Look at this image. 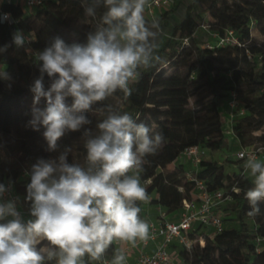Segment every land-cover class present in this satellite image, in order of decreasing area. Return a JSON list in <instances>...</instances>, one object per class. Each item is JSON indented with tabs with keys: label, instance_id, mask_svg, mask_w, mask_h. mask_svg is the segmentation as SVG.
Masks as SVG:
<instances>
[{
	"label": "trees",
	"instance_id": "16d2710c",
	"mask_svg": "<svg viewBox=\"0 0 264 264\" xmlns=\"http://www.w3.org/2000/svg\"><path fill=\"white\" fill-rule=\"evenodd\" d=\"M92 3L93 0L49 1L33 13L25 12L21 6L3 5L15 22L0 23V47L11 42L16 30L32 33L33 39L24 47L13 45L7 53L0 54V68L12 77L11 88L8 82L0 80V183L6 184L11 179L22 199L28 180L22 177L25 171L38 157L54 158L66 146L72 148L69 162L83 165L84 128H94L103 118L97 109L111 105L163 134V146L154 155L145 157L140 178L148 196L155 194L150 205L159 207L173 220L183 200L193 197L195 186L194 182L185 180L182 164L172 172L166 169L175 164L187 148L197 146L203 155L205 150L211 154L227 148L220 106L227 102L231 91L237 94L245 110L230 127L239 143L238 149L264 146V65L256 60L258 55L264 57V0H171L170 5L157 10L153 18L145 10L149 22L159 21L157 55L160 61L154 67L140 70L141 76L131 85L130 96L118 91L103 104L94 105L88 114L92 125L66 134L58 141V150L49 153L45 151L43 129L35 132L26 127L33 99L29 87L39 75L35 52L42 50L52 36L58 35L69 44L85 42L86 33L95 27L105 11L101 0L96 17H89L85 8ZM204 13L211 19V30L222 36L231 29L239 45L205 48L197 35ZM74 20L90 24L75 29ZM251 25L258 30L262 43L251 36ZM45 84L47 86V78ZM207 154L206 158L201 156L194 177L209 191L231 193L232 201L221 209L224 229L206 238L203 246L197 243L190 253L175 243L170 248L177 251L185 264H264V202L259 205L258 215L247 214L251 208L245 193L254 184L252 176L244 172L245 161L235 157L238 172L229 174L224 165L207 158ZM22 206L28 210L26 203ZM138 206L139 215L145 220V202H138ZM257 241L261 242V248ZM117 249H121L119 242H114L102 258L112 261ZM85 260L87 264H101V261H88L87 257Z\"/></svg>",
	"mask_w": 264,
	"mask_h": 264
},
{
	"label": "clouds",
	"instance_id": "9594fccd",
	"mask_svg": "<svg viewBox=\"0 0 264 264\" xmlns=\"http://www.w3.org/2000/svg\"><path fill=\"white\" fill-rule=\"evenodd\" d=\"M102 3L105 11L86 33L85 42L69 44L57 35L35 52L39 75L29 87L33 99L26 127L43 129L46 152H56L66 134L91 126L88 114L94 105L118 91L130 96L140 70L161 59L159 21L145 18L148 0ZM100 4L101 0H93L86 15L95 18ZM3 22L15 21L10 13H2ZM25 43L23 31L16 30L0 54ZM0 80L11 88L9 72L0 70ZM97 111L103 118L83 131V165L69 162L72 148L66 146L54 158L38 157L25 171L28 180L22 199L17 195L6 200L14 182L0 183V264H87L85 257L101 261L114 242L135 246L137 240L148 239L149 224L141 219L138 202H147L149 196L140 174L145 157L163 146L164 136L111 105ZM244 167L254 178V186L245 193L251 208L247 214L254 217L264 202V161L250 156ZM18 203L28 205L27 218ZM125 260L117 249L110 264Z\"/></svg>",
	"mask_w": 264,
	"mask_h": 264
},
{
	"label": "built area",
	"instance_id": "2783aa9c",
	"mask_svg": "<svg viewBox=\"0 0 264 264\" xmlns=\"http://www.w3.org/2000/svg\"><path fill=\"white\" fill-rule=\"evenodd\" d=\"M49 1L55 0H0V14L10 13L14 20L12 13L5 11L3 5L21 6L25 12L33 13ZM170 2L171 0H148V6H146L147 14L153 18L157 10L168 7ZM23 33L26 37V42L33 39L32 33ZM227 45H239L238 38L231 29L226 30L222 36L217 35L216 46L223 47ZM207 48L211 49L213 47L207 46ZM248 58L251 59V56L248 55ZM256 60L259 64L264 65V57L262 55L256 56ZM0 70L3 69L0 68ZM226 107L228 121L231 124L236 118L245 114V110L241 107L234 91L229 93ZM182 154L186 159L197 165L203 155V151L199 147L193 146L185 149ZM235 156L245 162L250 156L259 159L264 157V146L239 148ZM9 180L6 184H8ZM189 181L194 182L195 192L191 199L183 200L181 208L176 215L177 220H169L162 211L156 220H147L149 224L147 240H137L135 246L132 244L122 245V242H119L120 248L125 255L129 251L137 249L138 254L134 264H185L180 259L177 251L170 248L171 244L175 243L190 253L197 243L203 246L206 238H212L224 229L221 209L232 201L231 193L225 190L209 191L206 185L195 177H191ZM232 190L237 192L234 188ZM17 195L13 185L10 192L5 194V199L7 200ZM17 206L27 218V211L22 204L18 203ZM150 246L153 248L151 252L147 250ZM110 262L106 258L101 260V264H110Z\"/></svg>",
	"mask_w": 264,
	"mask_h": 264
},
{
	"label": "rangeland",
	"instance_id": "374dc122",
	"mask_svg": "<svg viewBox=\"0 0 264 264\" xmlns=\"http://www.w3.org/2000/svg\"><path fill=\"white\" fill-rule=\"evenodd\" d=\"M228 1L231 2L232 0H228ZM239 1H241V0H239ZM210 20L211 19H210L209 15L207 13H204L202 15L201 21L200 22L198 21L199 22V30L197 32V35L201 39L205 48H207V46L213 47L217 44L218 33L216 31H213L210 29V26H209ZM89 24H90L89 21L85 22V23L75 21V20L73 21V25H74L75 29L81 28V27H86ZM250 32H251V36H253V38H255L256 42L262 43V37L259 35V32L255 28L254 25H251ZM184 43H186V42L184 41ZM168 71H170L169 68H168ZM220 112H221V116H222L221 120H222V124H223V131L225 134V142L227 144V148L224 149L223 151L213 152L211 154H207L208 151L205 150V155L207 154V158L215 160L218 164L224 165L226 173L233 174V173L238 172V166L234 160L236 157L235 153L238 151L239 143L236 140L232 131L230 130L231 129L230 128L231 123L229 121H227V119L225 117L226 100L221 104ZM205 155H203L202 158H206ZM186 160H187V163H186ZM259 160L264 161V157H260ZM179 163L182 164L184 178L186 181H189L191 177L195 176L196 171H197V165L192 163V161H190L189 159L184 158V156L182 154L178 157V161L175 164L167 167L166 171L172 172L174 169L177 168L176 166L180 165ZM244 172L251 176V174L248 170L245 169ZM22 177L26 178L27 176L24 173ZM253 180H254V178H253ZM142 186L144 187L145 185H142ZM154 197H155V194L151 193V195L149 196V200H151V198H154ZM159 210H161V209L159 208ZM128 244H131V243H128ZM257 245L259 248H261V242L257 241ZM132 254L135 255V252H133ZM131 255H126V256H127L128 260L131 261V264H134L136 257L135 256L133 257Z\"/></svg>",
	"mask_w": 264,
	"mask_h": 264
},
{
	"label": "crops",
	"instance_id": "0c3cea01",
	"mask_svg": "<svg viewBox=\"0 0 264 264\" xmlns=\"http://www.w3.org/2000/svg\"><path fill=\"white\" fill-rule=\"evenodd\" d=\"M225 117H226V119L228 121L227 107H226ZM186 163H187V160H186ZM171 165H173V164H171ZM160 212H162V211L159 210V207L150 205V200H148L147 202H145V206H144V210H143V214H144V217H145V221H147L148 219L156 220L158 218ZM167 218H168V216H167ZM174 220H177V218H174L173 221ZM122 244L123 245H126V244H128V242H122ZM152 249H153L152 246H150L149 248H147V250L149 252H151ZM133 252H135V255L132 254ZM137 254H138L137 249L136 250H131V251H129V252L126 253V255H131L133 257L135 256L136 258H137ZM125 264H131V261L128 260L127 256H126Z\"/></svg>",
	"mask_w": 264,
	"mask_h": 264
}]
</instances>
